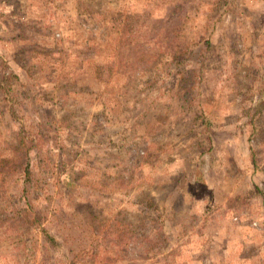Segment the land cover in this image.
<instances>
[{
	"label": "rangeland",
	"instance_id": "1",
	"mask_svg": "<svg viewBox=\"0 0 264 264\" xmlns=\"http://www.w3.org/2000/svg\"><path fill=\"white\" fill-rule=\"evenodd\" d=\"M0 86V264H264V0H0Z\"/></svg>",
	"mask_w": 264,
	"mask_h": 264
},
{
	"label": "trees",
	"instance_id": "2",
	"mask_svg": "<svg viewBox=\"0 0 264 264\" xmlns=\"http://www.w3.org/2000/svg\"><path fill=\"white\" fill-rule=\"evenodd\" d=\"M4 79L7 80V82H8L9 79L15 80V77L12 76V75H10V74H7V75L4 77ZM5 80H4L5 85H8V83H7ZM0 90H3L1 86H0ZM10 112H11V111H10ZM11 115H12V112H11ZM19 145H20L21 147H23V146H22V145H23V142H22L21 140L19 141ZM250 156H251V154H250ZM252 158H253V157H251V162H252ZM25 172H26V174H27V169H26V168H25ZM203 188L207 189L206 186H203ZM263 191H264V190H263ZM30 222H31L30 219H27V217H26V218L22 221V224L26 225V224H29ZM41 232L43 233L44 238H45V231H44V230H41ZM47 242H49V239H47ZM51 242H53V239H50V243H51ZM51 244H53V243H51Z\"/></svg>",
	"mask_w": 264,
	"mask_h": 264
}]
</instances>
